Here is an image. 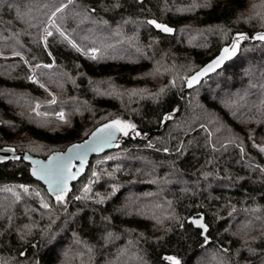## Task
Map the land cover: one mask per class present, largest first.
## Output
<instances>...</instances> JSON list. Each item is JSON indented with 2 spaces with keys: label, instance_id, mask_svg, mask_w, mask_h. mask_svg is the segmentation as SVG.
Returning <instances> with one entry per match:
<instances>
[{
  "label": "trees",
  "instance_id": "obj_1",
  "mask_svg": "<svg viewBox=\"0 0 264 264\" xmlns=\"http://www.w3.org/2000/svg\"><path fill=\"white\" fill-rule=\"evenodd\" d=\"M261 32L264 0H3L0 147L46 159L105 122L135 129L63 202L0 162V264H264ZM238 33L237 58L186 90Z\"/></svg>",
  "mask_w": 264,
  "mask_h": 264
},
{
  "label": "snow or ice",
  "instance_id": "obj_2",
  "mask_svg": "<svg viewBox=\"0 0 264 264\" xmlns=\"http://www.w3.org/2000/svg\"><path fill=\"white\" fill-rule=\"evenodd\" d=\"M3 0H0V3H2ZM71 2V0H69ZM57 11H61V9H57ZM55 13H53V16ZM55 22L53 21V24ZM150 24H154L157 28L162 29L164 32L171 33L173 31L172 28L167 27L166 25L158 24L156 21H148ZM57 31L59 32L60 29L57 27ZM61 35H64L63 32H60ZM48 36L52 35V32L47 33ZM249 37L245 35L244 33H238L237 36L232 40V43L230 46L224 47L221 51V54L214 60H212L209 64H207L205 67L201 68L198 72H196L194 75H192L187 80V84L189 87H191L193 84L199 83L201 77L206 76L208 73L215 71L217 68L221 67L226 60L232 59L234 56L237 55L238 51L240 50V43L241 41L247 40ZM254 39L264 41V32L257 33ZM72 43L71 41H69ZM73 47H76V45L73 43ZM79 50V49H77ZM17 55H19L17 53ZM95 59V56L92 57ZM37 67H40V65H37ZM44 67H50V65H45ZM43 87V85H41ZM163 91V89H161ZM55 102V101H53ZM60 118L63 119V113H59ZM171 118V117H166ZM129 129H135V125L125 123L119 119L113 120L111 123L104 125L103 128L97 129V132L93 133V137H97L98 133H102L103 135L99 137V139L105 140V141H111L115 139V132L120 131L123 132L124 135H128ZM139 135V133H137ZM90 145L89 142L86 140L83 144H76L72 145L68 149V153L71 154L73 152H76L79 154L80 151H86L89 149ZM8 151H14V149H8ZM261 151H264V148L261 149ZM30 159V157H27ZM72 157L71 155H68L67 158H65L64 154H56L53 157L49 158V161L47 163L41 162V161H33V164L38 165V168L33 170V175H37L40 179H44L48 182L50 191H52L55 194L56 200L58 202H63L64 200V194L67 191L66 184L68 179H75V176L78 173H71L69 171V163L71 161ZM93 175H96V173H93ZM27 191V189H25ZM89 189L85 188V191L87 192ZM76 199H80V197H76ZM43 207L47 208L48 205L44 204ZM204 229V231H207V228L204 224L200 223V221H194ZM165 260L169 261L170 264H181V261L177 259L175 256H166L164 258Z\"/></svg>",
  "mask_w": 264,
  "mask_h": 264
},
{
  "label": "water",
  "instance_id": "obj_3",
  "mask_svg": "<svg viewBox=\"0 0 264 264\" xmlns=\"http://www.w3.org/2000/svg\"><path fill=\"white\" fill-rule=\"evenodd\" d=\"M224 47H227V46H224ZM222 49L217 54V56H215L212 60L216 59L221 54ZM238 55H239V51H238L237 55L234 56L232 59L226 60L221 67L217 68L213 72L208 73L206 76L201 77L199 83L193 84L191 87H189L188 84H187V81H186V90H192V89H195L198 86H200L204 80L208 79L210 76H212V75L216 74L217 72H219L220 70H222L229 62H231L234 59H236ZM212 60H210L208 63H206L203 67H205L207 64H209ZM198 71H196V72H198ZM112 121H108V122H105V123L99 125L88 136V138H86L84 140V141L87 140L89 142V145H90L89 149H87L86 151L82 150V151L79 152V154H77L76 152H73V153L69 154L68 153V149L72 145L83 144L84 141L74 143V144L70 145L69 147H67L64 151L55 152L52 155H50L49 157H47L46 159L33 156V155L29 154L28 152L18 151V150L14 149V148L0 147V162H8V161H11V160L23 159L26 163L30 164V166H31L30 174H31L32 178L34 180L40 182L42 185H44L45 188L47 189L48 193L51 196L55 197V194L52 191H50L48 182L46 180H44V179H40L37 175H33V170L38 168V165L33 164V161H41V162L47 163L49 161V158L55 156L56 154H64L65 158H67L68 155H71L72 159H71V161L69 163V171L71 173H78V174L75 176V179H71L70 178L67 181V184H66L67 191L64 194V196L69 195L72 192V190H73V185L78 183L81 180V178L87 173V170H88V168L90 166L92 158L93 157H97V156H102V155H104V154H106L108 152L116 150L118 148L119 144L125 138L124 137V133L120 132V131H116L115 132V139H113L111 141H105V140L99 139V137L103 135L102 133H98L97 137H93L92 134L97 132V129L103 128L104 125L109 124ZM8 149H14V151H8ZM27 157H30V159H28ZM194 221H200V223L204 224L206 226V228H207V231L205 232L204 229L199 227V225L197 223H195ZM189 222L192 223L195 228H198V229H200L202 231V237L205 239V245L207 246L209 244V242H210V238L208 237L209 227H208L207 223L205 222L204 217L190 218Z\"/></svg>",
  "mask_w": 264,
  "mask_h": 264
},
{
  "label": "rangeland",
  "instance_id": "obj_4",
  "mask_svg": "<svg viewBox=\"0 0 264 264\" xmlns=\"http://www.w3.org/2000/svg\"><path fill=\"white\" fill-rule=\"evenodd\" d=\"M48 32H46V34H47ZM91 51H95L96 52V54H97V51L96 50H91ZM89 54V53H88ZM96 56V55H95ZM36 78V80L34 81V79L33 78ZM30 82L31 83H34V84H36V85H39L40 84V81L37 79V76H36V74L33 72V74L30 76ZM130 91V93H132L133 91H134V89H130L129 90ZM39 113H40V110H39V107L36 109ZM63 113V112H62ZM42 115V117H50V115H44V114H41ZM54 117H56L57 119H58V117H57V113L54 115ZM63 118H64V113H63ZM59 119H61V118H59ZM129 132H130V129L128 130V134H129ZM153 149H154V147L153 146H151Z\"/></svg>",
  "mask_w": 264,
  "mask_h": 264
},
{
  "label": "built area",
  "instance_id": "obj_5",
  "mask_svg": "<svg viewBox=\"0 0 264 264\" xmlns=\"http://www.w3.org/2000/svg\"><path fill=\"white\" fill-rule=\"evenodd\" d=\"M89 55H90V56H95V55H96V52H95V51H90V52H89ZM59 113H61V112H58V113H57V117H58V118H60Z\"/></svg>",
  "mask_w": 264,
  "mask_h": 264
},
{
  "label": "bare ground",
  "instance_id": "obj_6",
  "mask_svg": "<svg viewBox=\"0 0 264 264\" xmlns=\"http://www.w3.org/2000/svg\"><path fill=\"white\" fill-rule=\"evenodd\" d=\"M33 79H34V81L36 80V78H35V77H34Z\"/></svg>",
  "mask_w": 264,
  "mask_h": 264
}]
</instances>
